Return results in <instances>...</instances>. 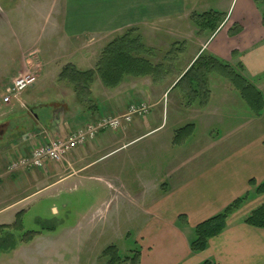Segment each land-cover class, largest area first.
<instances>
[{
  "label": "crops",
  "instance_id": "obj_1",
  "mask_svg": "<svg viewBox=\"0 0 264 264\" xmlns=\"http://www.w3.org/2000/svg\"><path fill=\"white\" fill-rule=\"evenodd\" d=\"M11 2L13 8L4 12L9 17L14 13L22 16V9L28 8L41 23V31L37 32L42 36L22 37L15 47L20 60L9 65L0 77V194L22 182L26 188L47 184L44 189L73 179L84 184L92 182L89 180L103 183L101 176L90 173L99 161L115 151L130 149L141 139L156 137L163 123L151 125L146 118H135L116 132L99 134L57 166L49 164L43 170H23L13 175L6 168L9 160L28 155L39 144L64 138L101 117L121 115L132 103L147 102L151 106L148 115L161 120L170 112L184 114L179 100L189 93L177 91L183 82L177 83L199 56L211 55L230 65L260 92L264 101V5L255 0H229L225 6L219 1L213 9L223 13L224 18L213 32H201L192 22L189 0H32L30 5L25 0ZM206 5L213 10V6ZM236 25L239 31L233 33ZM131 29L139 32L145 48L154 50L148 58L161 65L159 78L153 81L148 76H127L115 89H107L96 80L90 86L91 102L78 103L72 86L59 81L62 69L67 65L80 71L93 69L105 46ZM207 32L209 37L199 45ZM157 35L162 38L158 44L152 40ZM194 44L197 48L192 53ZM30 72L36 73L35 85L40 93L27 100L20 96L19 102L3 106L5 89L15 77ZM206 81L209 93L205 104L200 105L199 100L204 91L193 94L198 109L190 119L192 133L183 142L175 140L176 131L186 126L187 120L177 116L173 129L158 139L159 150L163 147L169 158L160 155L155 167V152L151 149L147 153L154 172L146 171L137 179L149 186L148 192L141 193L142 197L147 195L146 201L137 205L144 228L136 239L139 250L135 264H264V229L244 222L264 204V194L255 192V187L264 181V108L256 116L227 80L212 73ZM224 82L232 88L225 89ZM17 112L22 115L16 116ZM193 145L196 149L192 154H183ZM103 184L117 195L123 189V185ZM132 186L137 188L133 183ZM242 197H246L244 203L227 218L224 230L208 240L204 251L192 252L190 241L195 227ZM14 205L1 208L0 214ZM51 210L58 214L56 208ZM99 211L92 224L102 218ZM18 215L14 210L0 217V228L15 224ZM55 230L49 229V236ZM41 235L38 232L35 236ZM49 236V240L53 238ZM51 247L57 248L53 258L59 259V264H74V257L63 248L67 246ZM75 259L79 260L78 256Z\"/></svg>",
  "mask_w": 264,
  "mask_h": 264
},
{
  "label": "rangeland",
  "instance_id": "obj_2",
  "mask_svg": "<svg viewBox=\"0 0 264 264\" xmlns=\"http://www.w3.org/2000/svg\"><path fill=\"white\" fill-rule=\"evenodd\" d=\"M25 1L29 5L32 4V0ZM194 1L192 4L193 0H189L190 12L188 16L192 15V22L195 15L215 11L213 8L219 1L221 6L229 3V0H199L197 5V1ZM207 3L213 6L211 7L213 10L205 7ZM12 4L10 0H0V77L6 74L9 65L20 60L21 55L15 47L22 37L42 36L37 32V30L41 31L40 21L28 8H24L25 6L22 9V16L14 13L13 16L9 17L4 12V10L12 9ZM199 5L201 7H198ZM198 29L201 32L204 31L203 28ZM136 34L138 35L139 32ZM209 34V32L204 33L198 41L199 45L209 37ZM189 35H192V31ZM152 40L158 44L162 38L157 35ZM196 48L197 44L192 45V53ZM34 85L21 94L22 100H27L32 94L38 95L40 93L37 84ZM186 85L184 82L177 88V91L182 93L186 90ZM223 86H227L225 89L232 88L227 82H224ZM49 94L54 95V91H50ZM54 98L56 97L54 96ZM180 98L182 99L179 100V109L183 110L184 114L170 112L162 120L152 116L153 114L144 118H136L141 120L146 118L151 125L163 123L161 132L156 137L141 139L128 150L122 149L111 153L99 161L98 166L90 171V173L101 176L103 183L106 181L114 186L123 185L119 195L106 188L102 182L89 180L92 182L84 184L85 182H80L78 179L46 189L44 186L47 184L30 185L26 188L23 186V182L16 183L6 194L1 193L0 209L12 204L15 205L3 212L2 215L0 214V217L8 215L14 210H17L19 215L14 220L16 225L12 224L9 227L0 228V264H59V259L53 258L54 251L57 249H53L51 247L53 245L67 246L63 248L69 256L74 257V264H109L110 257L103 256V252L111 246L116 248L117 255L122 260L133 258L139 250L136 239L144 228V219L137 210L140 208H137V205L146 201L147 195L142 197L141 193L148 192L149 186L144 182L142 184L141 179H137L146 171L154 172L153 163L147 161V153L149 154L151 149L155 152V167L160 160V155L168 159L169 152L166 153L163 147L159 150V137H164L173 129L174 124H176L174 120L177 116L187 119L185 125L191 124L190 119H193V113H195V109H198L197 100L189 98V95L180 96ZM193 103L194 106L190 107L189 105ZM216 113L218 116V112ZM37 114L40 113L37 112ZM21 115V112L16 113L18 117ZM188 136L180 135L176 140L183 142ZM151 142L153 143L151 144ZM195 149L196 145L191 148L189 146L183 154H192ZM60 163L53 165L57 166ZM132 183L137 185V188L132 186ZM53 207L57 209V215L51 210ZM98 210L102 211H99L102 218L92 224L91 220H94V215L98 214ZM51 228L56 230L54 233L51 232L49 236L48 230ZM30 232H39L42 235L41 237L32 236L28 242L23 241L25 235ZM48 236L53 238L49 240ZM52 239L59 241L53 242ZM64 239L67 240L63 241ZM76 256L79 258L77 261Z\"/></svg>",
  "mask_w": 264,
  "mask_h": 264
},
{
  "label": "trees",
  "instance_id": "obj_3",
  "mask_svg": "<svg viewBox=\"0 0 264 264\" xmlns=\"http://www.w3.org/2000/svg\"><path fill=\"white\" fill-rule=\"evenodd\" d=\"M264 0H255L256 3H263ZM224 15L218 11H210L201 15L193 16L194 23L200 29L215 31L223 21ZM262 24L264 26V10L262 13ZM239 27H233L232 32H238ZM137 30L131 29L126 31L122 36L115 37L111 40L101 52L95 67L91 70L80 71L73 65L65 66L60 75L59 81H65L72 86L75 93V99L80 104L90 103V86L99 80L103 87L115 89L127 76L132 78L150 77L153 81L159 78L161 65L153 63L148 57L154 53L153 49L145 48L141 36L136 34ZM227 80L232 87L239 93L241 99L248 105L254 115L258 116L264 108L263 98L258 90L247 82L235 69L230 65L219 61L211 55H202L191 65L185 72L178 84L186 82V90L189 98L196 100L193 94L196 90L204 91L201 94L200 105L205 104L208 98L207 76L209 74ZM193 131V125H186L177 130L175 140L180 135H190ZM252 184V183H251ZM256 194H264V181L255 187ZM246 197L234 201L225 210L198 224L194 229V237L190 241V249L194 253L202 252L206 249L208 240L218 236L226 226V220L235 213L244 203ZM182 218V217H179ZM245 224L264 229V204L253 210L244 220ZM17 223H15L16 225ZM53 228H51L52 230ZM36 232H30L25 235L23 241H29ZM27 237V238H26ZM103 256H109V264H119L130 260L132 264L137 262V254L131 259H121L117 255L116 248L108 247ZM202 264H212L204 262Z\"/></svg>",
  "mask_w": 264,
  "mask_h": 264
},
{
  "label": "built area",
  "instance_id": "obj_4",
  "mask_svg": "<svg viewBox=\"0 0 264 264\" xmlns=\"http://www.w3.org/2000/svg\"><path fill=\"white\" fill-rule=\"evenodd\" d=\"M36 82V73L30 72L13 79L5 89L1 98L3 105H11L20 101L21 94ZM151 106L146 102L132 103L126 112L119 116L102 117L96 121L87 122L64 138H54L39 144L28 155L11 159L6 171L12 175L18 171L41 170L48 164L62 162L69 154L93 141L103 132H116L133 119L146 116Z\"/></svg>",
  "mask_w": 264,
  "mask_h": 264
}]
</instances>
